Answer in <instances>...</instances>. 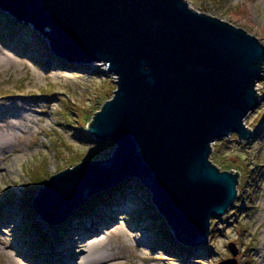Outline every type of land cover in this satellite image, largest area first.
Wrapping results in <instances>:
<instances>
[{
	"label": "water",
	"instance_id": "95a60500",
	"mask_svg": "<svg viewBox=\"0 0 264 264\" xmlns=\"http://www.w3.org/2000/svg\"><path fill=\"white\" fill-rule=\"evenodd\" d=\"M0 11L48 27L59 59L105 63L117 77L87 127L115 150L51 175L36 211L59 225L93 193L137 178L182 245H206L212 216L235 205L240 176L213 163V144L252 135L244 119L260 103L264 39L186 0H0ZM229 249L218 264H239L238 245Z\"/></svg>",
	"mask_w": 264,
	"mask_h": 264
},
{
	"label": "rangeland",
	"instance_id": "374dc122",
	"mask_svg": "<svg viewBox=\"0 0 264 264\" xmlns=\"http://www.w3.org/2000/svg\"><path fill=\"white\" fill-rule=\"evenodd\" d=\"M186 1L199 12L264 39V0ZM48 29L31 26L29 34L15 33V37L0 28V264H34V259L26 260L30 250L20 227L27 215L19 201L28 186L37 183L40 190L58 170L87 159H107L116 148L113 141L95 137L87 127L95 112L113 98L117 77L107 72L105 63L53 64L44 55L46 50L52 54ZM34 40L45 45L41 64L26 51ZM256 90L260 103L244 119L252 130L250 138L241 140L232 132L213 144V163L240 175L238 197L225 215L212 216L210 239L202 250L197 247L193 255L180 258L156 245L155 231L145 226L150 221L140 223L132 217L145 200L153 201L151 191L140 179L129 178L125 180L130 185L128 196L103 206L97 220L80 224L79 217L72 215L60 223L64 230L40 213L27 217L30 239L37 240L41 230L50 237L51 244L41 250L43 258H55L54 264H218L233 257L229 244L235 242L239 264H264V72ZM260 125L263 133H254ZM92 220L98 223L97 231L85 237L87 256L77 259L81 232Z\"/></svg>",
	"mask_w": 264,
	"mask_h": 264
},
{
	"label": "trees",
	"instance_id": "16d2710c",
	"mask_svg": "<svg viewBox=\"0 0 264 264\" xmlns=\"http://www.w3.org/2000/svg\"><path fill=\"white\" fill-rule=\"evenodd\" d=\"M27 27L30 28L31 26L25 27V25L21 21H17L15 18L11 17L7 13L0 11V28L1 29L6 30L7 32H10V31L14 32L13 34L15 37L18 36L15 33H19L18 37H20V36H23L24 33L29 34L30 30H28ZM31 31L33 33L36 32L33 28H31ZM46 34L48 36V32ZM31 43L32 44H29V46H27V50L26 49L25 50L30 53L29 54L30 59L37 60V62L41 64L42 63L41 57H43V54H44V50H42L41 47L44 48L45 45L40 46L39 43L41 42L35 41V40L32 41ZM44 55L46 56V58L47 57L50 58L53 64H61V65L67 64V65L73 66L71 65V63L70 64L66 63L67 61H64L63 59L62 60L58 59L56 55H54L53 53L51 54V52L47 50H46V54ZM74 65H76V67H80L77 64H74ZM257 96L259 97L258 93H257ZM94 116L95 114L92 117L93 120H94ZM262 128H263L262 125H260L258 128L254 129L255 130L254 133L260 134L263 131ZM35 184L37 183H33L32 185L28 186L27 190L24 191L25 196L22 198L21 201H19L20 205L23 208L25 215H27L28 218L30 217L34 218L35 215L38 214L35 208L34 200L39 193L38 192L39 189L36 187ZM129 186L130 185L125 183V180H124V181L119 182V184L117 185L111 186V188L109 189L99 191L98 193H93L89 197V199L86 202H84L79 208H74L70 216L77 215V217H79V219L77 220L79 221L80 224L85 223V220H90V219L97 220L100 212L101 211L103 212L105 210L103 206L110 207L111 201L112 202L115 201L119 203V201L121 200V197L128 196L127 193L130 190ZM138 186L145 189L144 186H142L140 183ZM147 195L149 196L148 192H147ZM27 217L23 218L24 222H20L21 223L20 227L24 233V236L27 237L24 243L28 246L30 250V252H28V255L31 258L33 257V259H36V258L42 259L43 257H46V256L44 252H41V250H43V248H45L47 245L51 244V242H49L50 237L41 230L40 231L41 235L37 240L30 239L32 236V235H29L30 233L28 230L29 228L28 225L30 224V220ZM132 217L140 223L143 220L148 219V221L150 222H147L145 226L148 227L147 229L152 228L155 231V236H156V240L154 241L155 244L158 246H161L162 250L166 251V253L170 254L171 256L180 257V258L189 257L193 255V252L197 249V247H194V246L191 247V246L182 245L175 238L173 230L171 229L170 226H168L166 219H164L163 216L160 215V212L157 206H155L153 201L151 200L150 202L149 200L148 201L145 200L144 206L141 207L139 210L135 211V214ZM35 222L39 223L37 221ZM65 222L67 221L65 220ZM59 226L64 230L67 229L65 228V225L63 226L62 224H59ZM203 247H201L200 249L202 250Z\"/></svg>",
	"mask_w": 264,
	"mask_h": 264
},
{
	"label": "bare ground",
	"instance_id": "6f19581e",
	"mask_svg": "<svg viewBox=\"0 0 264 264\" xmlns=\"http://www.w3.org/2000/svg\"><path fill=\"white\" fill-rule=\"evenodd\" d=\"M263 69H264V65H263ZM259 81V80H258ZM258 81H257V83H258ZM256 89H257V85H256ZM257 93H258V90H257ZM258 99H259V97H258ZM118 200H119V198H118ZM122 201V200H121ZM121 203V202H120ZM88 221H90V220H88ZM86 222V221H85ZM85 224V223H84ZM91 226H89V225H85L86 227H85V230H82L83 232H81V236H83V239H82V241H81V243H79L78 244V246H77V248H79V250H81V252L79 253V255H78V257H77V259H82L83 257H85V256H87V255H85L84 254V252H85V250H83V248H84V246L88 243V240H86L85 239V237L86 236H89L88 234H91V232H93L94 230L95 231H97V229H95L96 227V225H98V223L96 222V221H93L92 220V223L90 224ZM87 226H89V227H87ZM82 229V228H81ZM81 229H79L80 231H81ZM97 243V242H96ZM95 243V244H96ZM26 257V260L30 263H32V259H33V257L32 258H30L29 256H25ZM94 259V258H93ZM57 260H55V258H51V259H49V260H46V258H42V259H34L33 260V263L34 264H47V262H48V264H54V262H56ZM93 264H96V263H93Z\"/></svg>",
	"mask_w": 264,
	"mask_h": 264
}]
</instances>
